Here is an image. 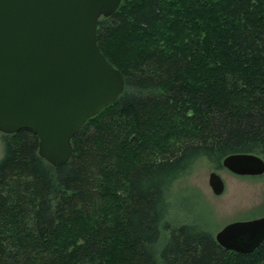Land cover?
<instances>
[{
  "label": "trees",
  "instance_id": "16d2710c",
  "mask_svg": "<svg viewBox=\"0 0 264 264\" xmlns=\"http://www.w3.org/2000/svg\"><path fill=\"white\" fill-rule=\"evenodd\" d=\"M98 44L126 78L72 139L1 133L0 264H264L174 224L170 192L201 160L264 157V0H122Z\"/></svg>",
  "mask_w": 264,
  "mask_h": 264
},
{
  "label": "water",
  "instance_id": "95a60500",
  "mask_svg": "<svg viewBox=\"0 0 264 264\" xmlns=\"http://www.w3.org/2000/svg\"><path fill=\"white\" fill-rule=\"evenodd\" d=\"M122 0H0V131L28 128L40 139L39 154L55 166L69 162L72 139L86 121L117 101L126 78L102 52L98 23ZM223 166L237 175L264 174V157L234 153ZM209 184H226L216 170ZM217 241L253 252L264 241V216L224 226Z\"/></svg>",
  "mask_w": 264,
  "mask_h": 264
},
{
  "label": "rangeland",
  "instance_id": "374dc122",
  "mask_svg": "<svg viewBox=\"0 0 264 264\" xmlns=\"http://www.w3.org/2000/svg\"><path fill=\"white\" fill-rule=\"evenodd\" d=\"M4 146L0 133V158ZM217 170L226 188L217 195L209 184V176ZM172 206L169 219L174 224H195L215 236L229 223L264 216V174L237 175L227 168H215L201 159L192 172L177 181L170 192Z\"/></svg>",
  "mask_w": 264,
  "mask_h": 264
},
{
  "label": "bare ground",
  "instance_id": "6f19581e",
  "mask_svg": "<svg viewBox=\"0 0 264 264\" xmlns=\"http://www.w3.org/2000/svg\"><path fill=\"white\" fill-rule=\"evenodd\" d=\"M262 244V243H261Z\"/></svg>",
  "mask_w": 264,
  "mask_h": 264
}]
</instances>
